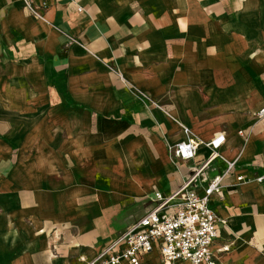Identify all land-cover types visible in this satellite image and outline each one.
<instances>
[{
  "label": "crops",
  "instance_id": "1",
  "mask_svg": "<svg viewBox=\"0 0 264 264\" xmlns=\"http://www.w3.org/2000/svg\"><path fill=\"white\" fill-rule=\"evenodd\" d=\"M32 2L0 0V264L93 259L208 157L175 156L180 123L238 157L215 260L264 264V0Z\"/></svg>",
  "mask_w": 264,
  "mask_h": 264
},
{
  "label": "built area",
  "instance_id": "2",
  "mask_svg": "<svg viewBox=\"0 0 264 264\" xmlns=\"http://www.w3.org/2000/svg\"><path fill=\"white\" fill-rule=\"evenodd\" d=\"M24 1L27 9L37 16L32 0ZM141 96L153 102L144 92ZM256 115L264 118V108ZM180 126L185 138L170 147L175 156L191 160L197 156L200 147H206L210 151L208 157L171 195L164 196L157 192L156 205L151 211L129 225L93 259H83V264H140L142 257L155 248L160 250L165 264H218L212 244L218 237L219 224H226L227 220L217 214L211 201L214 194H222L224 178L235 169L238 157L230 160L222 154L221 148L226 142L225 132L217 133L210 140H203L195 136L189 126L183 123ZM239 134L246 136L242 129ZM216 159L226 164L225 171L210 179L203 192H199L198 179ZM244 179L243 175L237 177L240 182ZM256 179L264 181V174Z\"/></svg>",
  "mask_w": 264,
  "mask_h": 264
},
{
  "label": "rangeland",
  "instance_id": "3",
  "mask_svg": "<svg viewBox=\"0 0 264 264\" xmlns=\"http://www.w3.org/2000/svg\"><path fill=\"white\" fill-rule=\"evenodd\" d=\"M152 206H153V202H149L148 209L151 208ZM145 210H147V209H145ZM145 210H144V211H145ZM148 259H150V260H154L153 255H150V256L148 257ZM153 264H165V263H164V261H163L162 258L158 257V258L155 259V261H153Z\"/></svg>",
  "mask_w": 264,
  "mask_h": 264
}]
</instances>
